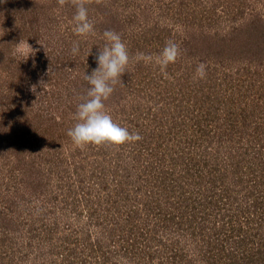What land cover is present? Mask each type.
<instances>
[{
	"label": "rangeland",
	"instance_id": "374dc122",
	"mask_svg": "<svg viewBox=\"0 0 264 264\" xmlns=\"http://www.w3.org/2000/svg\"><path fill=\"white\" fill-rule=\"evenodd\" d=\"M87 6L78 37L70 3L0 0V264H264V0ZM105 30L130 56L105 110L142 139L79 149ZM170 40L166 73L134 60Z\"/></svg>",
	"mask_w": 264,
	"mask_h": 264
},
{
	"label": "clouds",
	"instance_id": "9594fccd",
	"mask_svg": "<svg viewBox=\"0 0 264 264\" xmlns=\"http://www.w3.org/2000/svg\"><path fill=\"white\" fill-rule=\"evenodd\" d=\"M90 0H58L62 7L70 3L75 8L72 18L73 32L78 37L94 34V25L88 17V3ZM105 45L98 50L95 57L97 67L89 75H84L89 87L82 102L77 105L73 119L76 123L67 131L72 144L79 149L88 146H101L119 150L121 146L132 144L142 139L138 132H129L113 121L105 110V101L109 99L117 83L122 84L121 77L127 72L130 64L129 51L120 34L105 30L102 34ZM18 50L26 57L34 56L35 52L27 41L17 43ZM79 41H73L71 54L79 53ZM90 54V52H89ZM180 55L178 44L166 42L163 49L155 56L138 52L134 60L145 64H156L161 72L166 73L170 64L176 62ZM206 76V65L200 63L195 70V77L203 79ZM34 90V89H33Z\"/></svg>",
	"mask_w": 264,
	"mask_h": 264
}]
</instances>
